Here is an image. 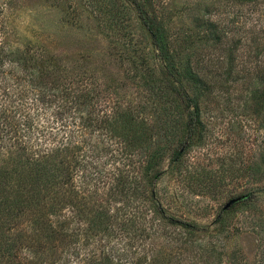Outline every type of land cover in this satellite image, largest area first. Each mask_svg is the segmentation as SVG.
Segmentation results:
<instances>
[{"label":"rangeland","instance_id":"rangeland-1","mask_svg":"<svg viewBox=\"0 0 264 264\" xmlns=\"http://www.w3.org/2000/svg\"><path fill=\"white\" fill-rule=\"evenodd\" d=\"M138 1L157 50L131 0H0V58L27 45L44 65L41 76L34 62L0 65V167L19 149L71 172L57 210L34 199L10 222L16 246L0 264H264V0ZM65 76L92 92L79 113L58 105ZM179 84L202 128L173 162ZM117 108L149 128L107 133L100 120ZM152 193L194 228L168 222Z\"/></svg>","mask_w":264,"mask_h":264},{"label":"trees","instance_id":"trees-1","mask_svg":"<svg viewBox=\"0 0 264 264\" xmlns=\"http://www.w3.org/2000/svg\"><path fill=\"white\" fill-rule=\"evenodd\" d=\"M245 1H252V0H245ZM137 19L148 33L150 37V43L153 49L157 50L159 47V33L153 26V24L148 21V17L146 13L143 11V8L138 0H131ZM119 20V18H117ZM114 23V22H113ZM118 23V22H117ZM158 58L162 59L161 53H157ZM42 57L39 54L31 51L29 46H25L24 50H5L1 53L0 58V65L4 64V62L9 61L15 63L17 66L18 64H31L34 62V66L38 68V70H34V73L41 76L42 67ZM41 59V62H40ZM13 66V67H15ZM17 70V68H15ZM26 68H24L25 70ZM264 81V76H262ZM30 80H34L33 76H29ZM64 81H61V89H53L57 84L56 82L50 83L49 85L45 86V82L43 81L44 89L47 90L50 88L48 92L57 91L59 95L63 96V100L58 103L60 106L68 105L73 107L75 111L78 113L81 111L80 106L83 104L81 98L92 101V92L81 88V85H73L75 82L74 78L69 79L67 76L63 77ZM36 88V87H35ZM59 88V87H57ZM156 88V86H154ZM22 91V90H21ZM24 91V90H23ZM176 97L178 105H180L181 110L186 112L187 120L185 122V130H184V137L181 140L179 146L180 148L174 152L173 162H178L179 154L183 152L187 147L190 146L192 143V139L194 136L200 132L202 128V121L200 118V107L198 101L192 97L186 90L185 87L181 84L175 89ZM254 92L258 94V98L264 100V86L262 89L254 88ZM17 96H21V93H16ZM35 100H39V93H36ZM177 105V106H178ZM176 107V104H175ZM7 108V107H6ZM5 111V110H4ZM99 111V109H98ZM6 112V111H5ZM106 112H110L108 109ZM105 112V113H106ZM132 110H123V109H115L113 113L115 116L106 114L101 118L100 122L102 123V129H106L107 133L112 132V130L123 129L127 130L129 126L134 124L135 128H132L130 132L145 130V128H149L147 124L138 125L135 124L137 120L132 114ZM62 114L60 112H57ZM104 113V112H103ZM93 112L90 111L89 116H87L88 123L93 119ZM6 116V115H5ZM138 117V115H136ZM6 118V117H5ZM4 125L8 126L10 121L4 120ZM149 137V136H148ZM147 137V138H148ZM147 140V139H146ZM155 141V140H154ZM151 145L149 143L148 147ZM27 154L25 152L20 151L19 149L13 150V155L10 157L9 162L14 160L20 161L18 164L14 165L13 167L4 168L0 167V253L6 252L9 254L11 251L14 250L16 244L14 242L13 236L8 233V230L11 228L10 222L21 215L22 209L24 205L30 203L32 200L35 199L34 205L39 206L40 210L43 212L45 210V205L43 204L44 201H47L48 198H51L52 201L56 200V207L51 205L48 209L49 212H54L57 210L61 204L65 202L67 198L70 197L71 193L69 187L63 184V186L67 187H60L59 183L62 182L61 179H65L70 177V171L66 167L63 166V161H53V163L47 162L46 164H36L34 165L32 162H29ZM21 170L20 172L19 169ZM20 174V175H18ZM157 175V174H156ZM56 188V189H55ZM64 189V191H63ZM75 192V191H73ZM72 192V193H73ZM76 193V192H75ZM153 197L157 203V209L161 214L163 213L159 201L156 199V194L152 193ZM243 196H247V194H241ZM238 195V196H241ZM24 197V198H23ZM14 200L18 202V204H14ZM168 222L174 224L177 223L183 227L187 226L189 228H194L193 225H189L183 221L174 219L173 217L164 215Z\"/></svg>","mask_w":264,"mask_h":264},{"label":"water","instance_id":"water-1","mask_svg":"<svg viewBox=\"0 0 264 264\" xmlns=\"http://www.w3.org/2000/svg\"><path fill=\"white\" fill-rule=\"evenodd\" d=\"M245 196L241 195V196H237V197H234L232 199H229L225 205L223 206V210H226L228 209L232 204L236 203L237 201L243 199Z\"/></svg>","mask_w":264,"mask_h":264}]
</instances>
